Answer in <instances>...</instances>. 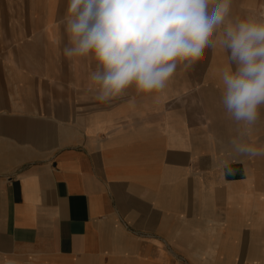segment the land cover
<instances>
[{
  "label": "crops",
  "instance_id": "obj_1",
  "mask_svg": "<svg viewBox=\"0 0 264 264\" xmlns=\"http://www.w3.org/2000/svg\"><path fill=\"white\" fill-rule=\"evenodd\" d=\"M66 8L0 0V264H264V156L225 149L226 54L99 102L94 63L63 55Z\"/></svg>",
  "mask_w": 264,
  "mask_h": 264
},
{
  "label": "clouds",
  "instance_id": "obj_2",
  "mask_svg": "<svg viewBox=\"0 0 264 264\" xmlns=\"http://www.w3.org/2000/svg\"><path fill=\"white\" fill-rule=\"evenodd\" d=\"M232 0H67L61 23L65 58L92 61L95 99L108 102L129 88L163 92L206 49L226 54L219 103L234 124L225 149L264 156L249 142L264 110V15L233 16Z\"/></svg>",
  "mask_w": 264,
  "mask_h": 264
},
{
  "label": "rangeland",
  "instance_id": "obj_3",
  "mask_svg": "<svg viewBox=\"0 0 264 264\" xmlns=\"http://www.w3.org/2000/svg\"><path fill=\"white\" fill-rule=\"evenodd\" d=\"M48 14H49V11H46ZM258 171H262V173H260L261 174V177H260V175L257 173V176H256V180L258 179H261V178H263L264 177V170H258ZM256 188H258L257 186H256ZM257 190V189H256Z\"/></svg>",
  "mask_w": 264,
  "mask_h": 264
},
{
  "label": "bare ground",
  "instance_id": "obj_4",
  "mask_svg": "<svg viewBox=\"0 0 264 264\" xmlns=\"http://www.w3.org/2000/svg\"><path fill=\"white\" fill-rule=\"evenodd\" d=\"M261 13L264 15V11H263V10L261 11ZM54 126H55V124H54ZM21 145H22V144H21ZM19 153H20V152H19ZM16 159H17V158H16ZM9 264H10V263H9Z\"/></svg>",
  "mask_w": 264,
  "mask_h": 264
}]
</instances>
